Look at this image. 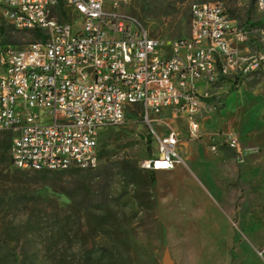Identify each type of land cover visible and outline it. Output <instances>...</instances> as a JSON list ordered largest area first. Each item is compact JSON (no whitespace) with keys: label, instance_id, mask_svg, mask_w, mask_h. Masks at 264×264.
Masks as SVG:
<instances>
[{"label":"built area","instance_id":"1","mask_svg":"<svg viewBox=\"0 0 264 264\" xmlns=\"http://www.w3.org/2000/svg\"><path fill=\"white\" fill-rule=\"evenodd\" d=\"M240 1H253L262 19L264 0ZM121 9L118 0H0V133L10 138L14 169H96L101 131L122 125L135 105L147 122L182 119L186 138H199L206 100L222 96L226 85L264 75V51L249 48L248 34L221 3L195 5L190 36L170 42ZM9 28L37 40L7 42ZM226 40L236 46L226 48ZM181 142L174 131L158 137L142 168L184 165ZM227 143L237 146L234 137Z\"/></svg>","mask_w":264,"mask_h":264},{"label":"rangeland","instance_id":"2","mask_svg":"<svg viewBox=\"0 0 264 264\" xmlns=\"http://www.w3.org/2000/svg\"><path fill=\"white\" fill-rule=\"evenodd\" d=\"M118 1L123 13L164 42L190 36L195 5L221 3L248 34L249 46L264 51V15L252 4ZM14 34L18 43L37 40L31 33ZM213 101L220 107L224 97ZM172 127L170 117L147 122L141 107L132 106L122 125L101 131L96 169L47 173L14 169L10 138L0 133V264H264V168L258 188L240 187L233 237H203L202 225L210 223L173 198L178 184L159 212L160 193L171 178H160L142 163ZM194 225H201L199 231Z\"/></svg>","mask_w":264,"mask_h":264},{"label":"crops","instance_id":"3","mask_svg":"<svg viewBox=\"0 0 264 264\" xmlns=\"http://www.w3.org/2000/svg\"><path fill=\"white\" fill-rule=\"evenodd\" d=\"M229 44L230 48L236 46L233 40ZM239 48L246 50L245 46ZM261 77L264 75L248 77L233 88L224 86L220 107L213 98L206 100L199 118V138L187 139L185 121L167 116L175 122L171 131L182 139L180 151L185 164L169 171H156L160 178H171L160 193L159 212L170 201L169 191L178 184L179 192L173 198L179 204L189 205L197 218L210 223L202 225L206 231L203 237H233L232 223L237 218L242 195L240 187L258 188L259 174L264 168V78ZM229 137L236 139V147L227 143ZM194 226L199 231L201 225Z\"/></svg>","mask_w":264,"mask_h":264},{"label":"bare ground","instance_id":"4","mask_svg":"<svg viewBox=\"0 0 264 264\" xmlns=\"http://www.w3.org/2000/svg\"><path fill=\"white\" fill-rule=\"evenodd\" d=\"M221 9L225 10L222 4ZM226 48H230L229 40H226ZM130 61H137V54H130ZM81 73L85 75V77H93V70H91L89 66H81Z\"/></svg>","mask_w":264,"mask_h":264},{"label":"trees","instance_id":"5","mask_svg":"<svg viewBox=\"0 0 264 264\" xmlns=\"http://www.w3.org/2000/svg\"><path fill=\"white\" fill-rule=\"evenodd\" d=\"M251 4L253 5L254 2L252 1ZM7 32H8V34H7V37H6V41L7 42H12V43L17 42L16 35L14 34V32H16V31L13 28H9Z\"/></svg>","mask_w":264,"mask_h":264},{"label":"water","instance_id":"6","mask_svg":"<svg viewBox=\"0 0 264 264\" xmlns=\"http://www.w3.org/2000/svg\"><path fill=\"white\" fill-rule=\"evenodd\" d=\"M167 263L170 264V261L168 260Z\"/></svg>","mask_w":264,"mask_h":264}]
</instances>
